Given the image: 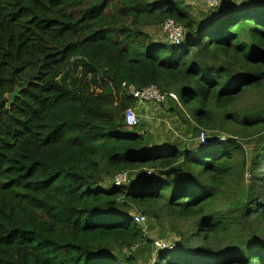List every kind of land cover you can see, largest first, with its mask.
<instances>
[{
    "label": "trees",
    "instance_id": "trees-1",
    "mask_svg": "<svg viewBox=\"0 0 264 264\" xmlns=\"http://www.w3.org/2000/svg\"><path fill=\"white\" fill-rule=\"evenodd\" d=\"M211 8L0 0V264H151L133 209L194 222L154 264H264V102L235 107L264 88V0ZM170 18L177 47L144 29ZM152 84L196 143L139 125L127 86Z\"/></svg>",
    "mask_w": 264,
    "mask_h": 264
},
{
    "label": "rangeland",
    "instance_id": "rangeland-1",
    "mask_svg": "<svg viewBox=\"0 0 264 264\" xmlns=\"http://www.w3.org/2000/svg\"><path fill=\"white\" fill-rule=\"evenodd\" d=\"M184 3L185 5H189V7L196 13L197 16L201 14H205L206 11L212 10V6L206 1V0H178ZM227 0H221V4L224 5ZM234 1V0H231ZM220 4V5H221ZM146 31H148L152 37H154L156 40H162L168 43V39L166 36V32L164 30L163 24L158 22H154L147 27L144 28ZM264 102V88L254 90L250 93H248L245 97H243L239 102L236 103L235 107L236 109H239L241 111L247 110L251 111L255 109V107L259 104ZM145 104V110L142 107H139L138 109L142 112L140 117V124L142 121L144 122V127L153 130L154 133L159 135L162 139L164 138H176L181 143H185L187 145H190L191 143H196V139L194 137L195 133L190 131L189 129L184 126L182 122L179 121L176 117H171L169 114L165 111L164 104L162 103H156V102H146ZM148 107V108H147ZM148 109H150V115L148 114ZM204 130L206 133L208 130H206L204 127L200 129V131ZM208 134V133H207ZM237 138V137H236ZM239 138V137H238ZM224 139V137H222ZM240 139V138H239ZM245 141V140H244ZM247 141V139H246ZM250 146V144H248ZM264 173V161L261 163L260 167L258 168V177L261 178ZM117 180H120L119 178ZM259 180V179H258ZM250 183V180L248 181ZM254 186L257 187V185L254 183ZM141 211L134 210L133 214H137ZM147 220L143 224V227L148 234L149 237L155 239V248L156 255L153 258L155 260H160L159 257V249L157 247V243L159 242H166L168 245L171 244V241L174 239L172 238L174 236V227H177L179 231H189L192 232L194 222L191 219L184 218V219H176L173 221H156L155 219H151L147 215ZM162 234H166L165 237L162 236ZM147 257V254L146 256ZM143 264H147L144 262V257L140 258Z\"/></svg>",
    "mask_w": 264,
    "mask_h": 264
},
{
    "label": "built area",
    "instance_id": "built-area-1",
    "mask_svg": "<svg viewBox=\"0 0 264 264\" xmlns=\"http://www.w3.org/2000/svg\"><path fill=\"white\" fill-rule=\"evenodd\" d=\"M206 1L212 7L218 6L221 4L220 3L221 0H206ZM163 26L166 32L168 43L170 45L177 47L181 45L187 38L185 28L181 24L177 23L174 19L170 18V19L165 20L163 23ZM127 88H128L129 93L132 94L138 100L140 104H144L149 101L161 103L165 99L164 93L161 91V89L157 85L152 84V85H149L143 88H136L133 85H128ZM125 119H126V123L130 126H134L138 123L139 121L138 114L134 108H129L128 110L125 111ZM207 135L208 134L204 130L200 132L199 139L201 140V142L205 141ZM118 178L120 179L118 180V184H120L123 181L125 182L129 181L127 178V174L125 173L119 174L117 176V179ZM147 218H148L147 215L142 214V213H138L135 215V220L141 224H144ZM156 245L158 249L170 248V245H168L166 242H159ZM135 249L136 247H134V250ZM155 261H153L151 264H154Z\"/></svg>",
    "mask_w": 264,
    "mask_h": 264
},
{
    "label": "water",
    "instance_id": "water-1",
    "mask_svg": "<svg viewBox=\"0 0 264 264\" xmlns=\"http://www.w3.org/2000/svg\"><path fill=\"white\" fill-rule=\"evenodd\" d=\"M20 90L21 89L19 87H17L13 93L8 94V98H10L11 101H13L15 99V97L19 95Z\"/></svg>",
    "mask_w": 264,
    "mask_h": 264
},
{
    "label": "crops",
    "instance_id": "crops-1",
    "mask_svg": "<svg viewBox=\"0 0 264 264\" xmlns=\"http://www.w3.org/2000/svg\"><path fill=\"white\" fill-rule=\"evenodd\" d=\"M143 105H145V104H142V105H140L141 107L143 106ZM145 107V106H144ZM143 108V107H142ZM148 108V107H147ZM141 112V111H140ZM148 114L150 115V109H148Z\"/></svg>",
    "mask_w": 264,
    "mask_h": 264
},
{
    "label": "clouds",
    "instance_id": "clouds-1",
    "mask_svg": "<svg viewBox=\"0 0 264 264\" xmlns=\"http://www.w3.org/2000/svg\"><path fill=\"white\" fill-rule=\"evenodd\" d=\"M164 23V22H163Z\"/></svg>",
    "mask_w": 264,
    "mask_h": 264
}]
</instances>
